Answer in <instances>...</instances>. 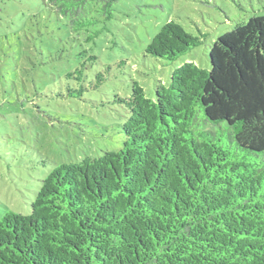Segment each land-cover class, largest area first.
<instances>
[{"label":"trees","instance_id":"16d2710c","mask_svg":"<svg viewBox=\"0 0 264 264\" xmlns=\"http://www.w3.org/2000/svg\"><path fill=\"white\" fill-rule=\"evenodd\" d=\"M42 1L78 32L115 0ZM200 42L170 20L145 53L172 62ZM207 57L153 99L132 82L121 148L56 165L28 215L3 214L0 264H264V16Z\"/></svg>","mask_w":264,"mask_h":264},{"label":"rangeland","instance_id":"374dc122","mask_svg":"<svg viewBox=\"0 0 264 264\" xmlns=\"http://www.w3.org/2000/svg\"><path fill=\"white\" fill-rule=\"evenodd\" d=\"M84 11L76 32L42 0H0V218L28 215L56 165L118 151L132 82L153 99L181 64L209 69L211 44L264 16V0H115L109 19ZM170 20L201 42L167 62L145 48Z\"/></svg>","mask_w":264,"mask_h":264}]
</instances>
